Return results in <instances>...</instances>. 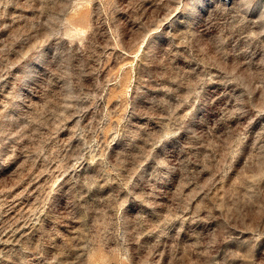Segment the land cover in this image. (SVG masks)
I'll use <instances>...</instances> for the list:
<instances>
[{
	"label": "rangeland",
	"instance_id": "rangeland-1",
	"mask_svg": "<svg viewBox=\"0 0 264 264\" xmlns=\"http://www.w3.org/2000/svg\"><path fill=\"white\" fill-rule=\"evenodd\" d=\"M0 264H264V0H0Z\"/></svg>",
	"mask_w": 264,
	"mask_h": 264
}]
</instances>
